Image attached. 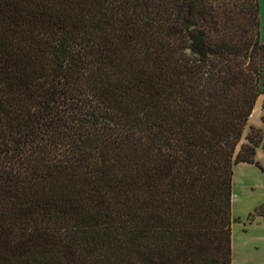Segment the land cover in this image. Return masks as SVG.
Here are the masks:
<instances>
[{
    "label": "trees",
    "instance_id": "trees-1",
    "mask_svg": "<svg viewBox=\"0 0 264 264\" xmlns=\"http://www.w3.org/2000/svg\"><path fill=\"white\" fill-rule=\"evenodd\" d=\"M260 29L259 0H0V264H232Z\"/></svg>",
    "mask_w": 264,
    "mask_h": 264
},
{
    "label": "crops",
    "instance_id": "crops-1",
    "mask_svg": "<svg viewBox=\"0 0 264 264\" xmlns=\"http://www.w3.org/2000/svg\"><path fill=\"white\" fill-rule=\"evenodd\" d=\"M263 101L264 98L261 102L256 101L255 106H259V110L255 117H264ZM251 119L249 117L248 125H252L249 123ZM255 125L264 130V121ZM255 159L258 164L239 162L233 167L232 264H264V213L258 214L255 219H246L255 207L264 204V150L261 145L256 148ZM237 218H245V222H238Z\"/></svg>",
    "mask_w": 264,
    "mask_h": 264
},
{
    "label": "rangeland",
    "instance_id": "rangeland-1",
    "mask_svg": "<svg viewBox=\"0 0 264 264\" xmlns=\"http://www.w3.org/2000/svg\"><path fill=\"white\" fill-rule=\"evenodd\" d=\"M259 17H260V25H261V29H260V40L262 42H264V0H259ZM263 95L259 96L257 100H259L260 102L263 100ZM259 110V106H255L254 107V110H253V113L250 117H252L251 120H249V123L254 125L255 127H258L261 129L262 131V134H263V138H264V130L255 125V124H262V121H264V117L260 115V117H255V114L257 113V111ZM262 114V113H261ZM249 128L246 127V129L244 130V133H243V136L241 138V142H244L245 141V134L248 132ZM256 199V197L254 198ZM260 213H264V204L262 205H259L257 207L254 208L253 211L250 212V214L247 216V220H252V219H255L256 216ZM238 222H245V218L243 219H239L237 218L236 219Z\"/></svg>",
    "mask_w": 264,
    "mask_h": 264
}]
</instances>
